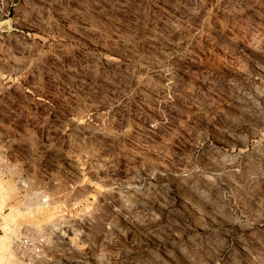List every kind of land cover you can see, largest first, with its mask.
<instances>
[{"label":"rangeland","instance_id":"374dc122","mask_svg":"<svg viewBox=\"0 0 264 264\" xmlns=\"http://www.w3.org/2000/svg\"><path fill=\"white\" fill-rule=\"evenodd\" d=\"M0 264H264V0H0Z\"/></svg>","mask_w":264,"mask_h":264},{"label":"built area","instance_id":"2783aa9c","mask_svg":"<svg viewBox=\"0 0 264 264\" xmlns=\"http://www.w3.org/2000/svg\"><path fill=\"white\" fill-rule=\"evenodd\" d=\"M18 251L24 257H31L32 255H39L41 249L38 245L34 244L30 238L23 237L18 242Z\"/></svg>","mask_w":264,"mask_h":264}]
</instances>
